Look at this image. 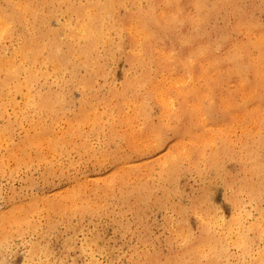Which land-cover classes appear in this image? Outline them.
Here are the masks:
<instances>
[{
  "label": "bare ground",
  "instance_id": "6f19581e",
  "mask_svg": "<svg viewBox=\"0 0 264 264\" xmlns=\"http://www.w3.org/2000/svg\"><path fill=\"white\" fill-rule=\"evenodd\" d=\"M258 12L264 0H0L3 165L48 170L65 152L88 151L90 135L107 144L118 140L115 154L95 161L114 165L107 183L74 184L40 201L39 214L82 220L101 214L111 199L140 219L152 203L166 207L179 175L192 172L216 179L232 209H240V195L248 203L264 201V23ZM115 51L126 71L119 87L100 96L97 79L105 77ZM71 89L78 100L66 115ZM162 145L156 184L147 180L146 160ZM227 163L240 166L239 180L226 172ZM188 210L198 236L191 237L182 219L187 210L179 208L181 219L167 220L178 249L141 264H221L229 245L239 249L240 264H264V250L255 248L264 241L263 214L248 223V213L239 210L221 221L207 195ZM29 213L18 205L0 217V244Z\"/></svg>",
  "mask_w": 264,
  "mask_h": 264
},
{
  "label": "rangeland",
  "instance_id": "374dc122",
  "mask_svg": "<svg viewBox=\"0 0 264 264\" xmlns=\"http://www.w3.org/2000/svg\"><path fill=\"white\" fill-rule=\"evenodd\" d=\"M255 16L264 23V12H258ZM220 25L216 22V29L221 28ZM216 31L218 30L211 33L213 39L217 35ZM122 50H125V46ZM113 53L114 59L106 65L105 77L97 79L96 93L100 96L106 95L112 88L119 87L126 71L119 52ZM50 86L57 88L59 85L55 79H51ZM68 95L71 99L64 112L66 115L71 113V108L75 107L78 100L76 90L71 89ZM152 112L155 115V110ZM6 114L13 116L11 111ZM1 126H4V121L0 119V128ZM18 131L16 129L13 134L15 139ZM164 137L165 143L171 141L169 132ZM85 145L89 148L88 151L80 149L76 152L71 149L73 153L68 152V155L65 152L59 155L48 170L39 166H34L31 170L24 169L23 166L17 168L13 162L3 165L1 156L4 146L0 148V217L18 205L30 211L18 222V232H11L7 241L0 244V264H141L147 257L164 260L169 256L170 250L178 249L177 242L173 236L170 237L172 228H169L171 225L167 220L176 223L181 219L177 210L186 209L187 212L182 219L185 220L191 237H197L198 222L188 207L197 203L204 195L213 201L221 221H229L231 213L237 215L239 210L248 213V223L255 219L259 220L258 213L264 215V201L257 204L248 203L244 195H240V209H232L225 200L229 195L216 179L204 173L194 172L179 175L177 193L169 199L166 207H156L152 203L140 219L135 217L125 204L115 203L111 199L107 201L101 214L88 215L82 220L73 217L66 219L47 210L39 214L43 203L40 201L50 200L53 195H64L74 184L83 182L90 189L91 186L100 187V182L107 183L114 165L108 161L103 164L95 161L102 153L115 154L118 140L113 139L107 144L97 136L90 135ZM165 152L166 146L162 145L150 153L151 157L146 160L152 169L148 181L158 183V165ZM78 154L82 156L78 157ZM225 167L226 172L234 175L237 180L241 178L242 173L237 163H227ZM9 170H13L14 173L10 175ZM117 191L118 188L114 186V196ZM155 194L156 198H161L160 187L157 186ZM32 208L34 211H31ZM251 233H248L250 239L255 236ZM168 241H172L171 246L168 245ZM226 248L228 256L221 264H240L239 249L234 245ZM255 248L264 250V241L259 242Z\"/></svg>",
  "mask_w": 264,
  "mask_h": 264
}]
</instances>
